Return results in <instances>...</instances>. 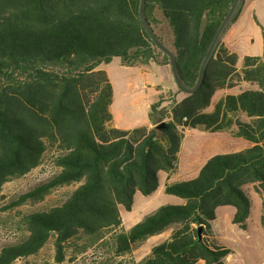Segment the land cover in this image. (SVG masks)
Here are the masks:
<instances>
[{"label": "trees", "instance_id": "trees-1", "mask_svg": "<svg viewBox=\"0 0 264 264\" xmlns=\"http://www.w3.org/2000/svg\"><path fill=\"white\" fill-rule=\"evenodd\" d=\"M232 2L146 0L145 18L174 52L185 87L195 85ZM139 5L140 0H0V196L7 181L37 168L48 152L55 168L5 209L77 184L59 203L21 215L25 233L0 247V264L38 253L50 238L57 263L68 248L74 261L77 251L95 246L90 264H225L231 249L217 243L211 222L219 206L230 205L233 223L247 229L246 185L262 197L264 227V56L246 55L238 68L237 54L222 43V35L194 92L178 88L182 99L169 91L152 103L153 127H108L113 87L96 68L115 56L128 66L170 64L142 27ZM157 11L169 27V42L156 30ZM241 82L249 87L222 96L207 110L216 91ZM167 100L169 109L161 105ZM158 116L168 119L162 128L156 127ZM193 128L226 132L252 145L215 154L195 177L166 183L164 192L184 203L162 205L125 230L120 207L130 211L137 191L153 193L158 171L175 172L184 129ZM167 229L169 237L138 262L124 259ZM79 238L82 245L75 243Z\"/></svg>", "mask_w": 264, "mask_h": 264}, {"label": "rangeland", "instance_id": "rangeland-1", "mask_svg": "<svg viewBox=\"0 0 264 264\" xmlns=\"http://www.w3.org/2000/svg\"><path fill=\"white\" fill-rule=\"evenodd\" d=\"M249 8L253 10H249ZM240 10V24H237L239 28H237V32L236 30L234 31L235 38L233 36L230 45L233 52L237 54L239 66L246 55L264 54V0H244ZM252 14L255 15V18L251 16ZM156 15L160 21L156 25V30L169 42L171 40L169 27L158 11ZM233 24L234 22L228 26L224 34L228 32L229 27ZM112 58L113 61L110 63V66L114 68L112 71V80L115 85L114 107L120 110L122 120L131 123L142 121L145 114L140 111L139 103L136 101L139 98L135 97L136 94L144 95L141 93L142 88L140 86L137 87L135 84V82L140 84V80L135 79L134 73L131 72L133 70L130 68L119 66L121 64L119 57L115 56ZM176 92H174L175 95L177 94ZM172 94L173 92H171ZM178 94L184 96L183 92ZM221 94V90L217 91L212 101H217L221 97ZM161 105L169 109L172 101L167 100ZM157 120L159 123L168 121V119L161 120L159 116ZM182 141L183 145L178 154L177 168L174 173L175 180H188L195 177L197 170L202 166L201 164L206 162L212 154L239 151L241 148L240 141L244 140L243 138L239 140L226 132L211 133L200 128H193L184 129ZM51 155H53V152L46 153L37 168L24 176L12 178L4 184L0 196V247L4 243L14 241L16 237L25 233V229L19 225L21 215L42 210L59 203L77 186V184H71L59 187L52 190L40 201H28L18 207L5 209L11 201L31 190L40 182L47 180L55 172V168L51 165ZM164 175L163 171H159V185L152 194L142 195L139 193L135 196L134 207L131 211H126L123 207H120L125 229L131 228L146 214L162 205L181 204L183 202L179 197L164 192ZM243 190L251 199V213L247 222L250 237L240 238L239 234L231 233L226 229L218 235L217 242L231 249V253L233 254L230 259H227L226 264H259L264 261V227L261 224V197L249 185L244 186ZM164 239L163 235L156 238L151 237L137 244L130 253L124 256V259L129 261V263H136L150 252H148V249L162 242ZM75 243L76 245H82L83 240L79 238ZM96 250L97 247L93 246L88 248L85 253L77 251L74 255V261H71V257L73 256L71 248H68L65 260L57 263L54 259L53 238H50L38 253L26 258H20L14 264H90L97 254Z\"/></svg>", "mask_w": 264, "mask_h": 264}, {"label": "crops", "instance_id": "crops-1", "mask_svg": "<svg viewBox=\"0 0 264 264\" xmlns=\"http://www.w3.org/2000/svg\"><path fill=\"white\" fill-rule=\"evenodd\" d=\"M249 10H253V9L249 8ZM251 16L255 18L254 14H252ZM238 23L240 24V16H238V18L235 20L234 24L229 27L228 32L226 34H224L221 38L222 43L231 52H233L232 48L230 47L231 40L233 39L234 31L236 30V32H237V28H239V27H237ZM242 23H244V22H242ZM234 38H235V36H234ZM260 56H264V54L260 55ZM112 61H113V58L111 59L110 62L101 63L96 68V71L102 70L106 73V75L109 78V81L113 87V100H112V103L110 105V113H111L112 118H111V121L108 123V127H114V128H119V129H123V130H129V129H133L135 127H140V126H145L147 128L153 127V124H152L151 118H150V113H151L150 109H151L152 103L158 101V99L162 93H167L169 91H172L174 93L177 91V88H178L176 83H175V80L173 78V73H172V69H171L170 64H158V63H154V62H149L146 64L137 63L135 65L128 66V65H125L120 58L121 64L119 66L122 68H130L131 70H133L131 72L134 73L135 79L140 80V84H138L137 82H135V84L137 87L140 86L142 88L141 93L144 94V95L136 94L135 97L139 98V100H136V101H137V103H139L140 111L143 112V114H145V117L143 118L142 121H137V122L131 123V122H126V121L122 120L120 110L118 108L114 107L115 106V85H114V82L112 80V71L114 68L110 66V63ZM241 65L239 66L238 62H237L238 68H240ZM247 85H249V84L246 82H241L238 86H235L233 88L221 89V93H222L221 97L226 95V94H237L239 92L240 87L247 88ZM183 97L184 96H180L178 93L175 95L176 100H180ZM212 99H213V97H212ZM215 102L211 101V105L207 108L208 111H210L212 109L213 104ZM236 138H238L240 140L242 137H236ZM243 140L244 141H240L241 142L240 150L245 149V148L252 145V143L249 142L248 140H246L244 138H243ZM182 145H183V141L181 142V147H182ZM212 155H214V154H212ZM204 163L205 162H203L201 165H203ZM200 168L197 170L196 175L198 174ZM163 172L165 173V175H164L165 176V185L168 182L179 181V180L174 179V173L175 172H173L171 174H168L165 171H163ZM158 178H160L159 171H158ZM249 187L255 191V189L252 185H249ZM139 193H140L139 191H137L135 193L134 199H135V196H137ZM260 197H261V195H260ZM180 199H182V198H180ZM182 200H183L182 203H184V199H182ZM261 202H262V197H261ZM171 203H178V202H171ZM133 207H134V203H133L131 210L133 209ZM234 212H235V208L233 206H230V205L219 206L216 209V217L211 222L216 241L218 239V235L220 233H222L225 229L230 231L231 233L239 234L240 238L241 237L242 238H249L250 237V233L248 232V227H247V229H242L238 225L233 223L232 219L234 216ZM120 213H121V209H120ZM250 213H251V211H250ZM249 217H250V215H249ZM123 228H124V226H123ZM125 230H128V229H125ZM160 235H163L165 237V239H167L170 235V229H167L164 232L157 234V235H154V236H151V237L156 238L157 236H160ZM151 237H149V238H151ZM220 245H222V244H220ZM151 248L148 249V252L151 250ZM232 255L233 254L230 253L225 258V262H224L225 264H226L227 259L228 258L230 259ZM195 264H205V262L203 260H199ZM259 264H264V261L259 263Z\"/></svg>", "mask_w": 264, "mask_h": 264}, {"label": "water", "instance_id": "water-1", "mask_svg": "<svg viewBox=\"0 0 264 264\" xmlns=\"http://www.w3.org/2000/svg\"><path fill=\"white\" fill-rule=\"evenodd\" d=\"M145 3H146V0H140L139 11H138L139 20L142 24V27L147 32V34L149 35L150 39L155 44V46L169 57L170 66H171L172 73H173V78L175 80L177 87L185 93L194 92L201 85L207 64H208L210 58L212 57L214 50H215L221 36L223 35L225 30L227 29V27L230 24L234 14L236 13V11H237L240 3H241V0H233L229 10L227 11V13L223 17L222 21L220 22L218 28L216 29L214 36L210 42V45H209V47L205 53V56L202 60V63H201L200 69H199L198 79H197V81L193 87H185L183 85L182 80H181V76L179 74L177 61H176V57H175L174 52L159 39V37L157 36L155 31L149 25V23L147 22V20L145 18V13H144ZM164 124H165L164 121L160 122L159 124L156 125V127L162 128L164 126Z\"/></svg>", "mask_w": 264, "mask_h": 264}]
</instances>
